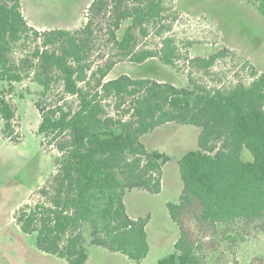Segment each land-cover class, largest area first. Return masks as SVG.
I'll return each instance as SVG.
<instances>
[{"label": "trees", "instance_id": "1", "mask_svg": "<svg viewBox=\"0 0 264 264\" xmlns=\"http://www.w3.org/2000/svg\"><path fill=\"white\" fill-rule=\"evenodd\" d=\"M244 1L264 16V0ZM170 7L167 0H91L82 27L39 30L25 19L21 0H0L1 132L16 140L8 95L15 83L30 79L40 87L34 103L40 143L58 153L56 171L38 199L23 204L15 217L39 251L68 264H86L92 246L136 263L148 255L150 216L132 217L124 197L134 189L161 191L162 166L170 157L147 149L141 136L166 123L200 131L197 148L178 159V202L166 204L179 235L173 250L156 264H206L208 250L192 232L208 230L211 251L222 253L217 245L223 242L235 260L248 231L264 229V73L251 67L248 82L212 88L176 87L127 74L107 78L122 59L141 64L158 57L175 65L178 53L170 37L161 40L159 49L136 48L150 26L157 35L170 29L163 21ZM105 17V46L113 53H98L101 61L94 64L95 31ZM126 21L119 38L117 31ZM226 50L195 57L192 63L208 69ZM68 97L75 107L65 102ZM123 104L121 116L107 109Z\"/></svg>", "mask_w": 264, "mask_h": 264}, {"label": "rangeland", "instance_id": "2", "mask_svg": "<svg viewBox=\"0 0 264 264\" xmlns=\"http://www.w3.org/2000/svg\"><path fill=\"white\" fill-rule=\"evenodd\" d=\"M90 1L21 0V5L25 17L39 30H75L85 23V11ZM167 1L171 7L164 13L166 18L163 21L170 29L157 35L150 26L146 37H138L136 48L159 49L161 40L170 37L178 53L175 65H165L158 57L141 64L128 59L115 60L108 79L127 74L132 78L168 81L176 87L200 84L212 88L229 87L236 81L248 82L251 67L264 73V16L253 5L244 0ZM108 22L106 17L102 23L98 22L97 40L90 56L94 64L101 61L98 53L104 57L113 53L110 46H105ZM128 23L126 21L117 31L119 38ZM222 49L227 50L208 69H198L192 63L195 57H207ZM39 91V85L23 79L14 84L8 95L15 109V141L3 136V120L0 118V264H68L64 259L39 251L34 237L22 233L15 219L23 204L38 199L40 189L56 171L58 153L52 146L42 145L37 134L40 115L34 103ZM65 102L71 107L76 105L71 97ZM127 104L117 110L110 106L107 109L112 115L121 116ZM199 131L193 125L166 123L141 136L147 149L170 157L162 166L161 191L158 194L134 189L124 197L127 212L132 217L150 216L146 225L150 247L148 255L136 263L120 253L92 246L86 264H156L159 258L173 250L179 231L169 217L166 204L178 202L182 189L178 159L185 152L197 148ZM187 225L193 231L191 221H187ZM248 235L233 260L232 254L224 249L226 245L223 242L217 245L222 253L211 251L213 235L210 230L192 232L194 240L204 243L208 250L206 264H264V229L256 228L248 231ZM220 253L223 257L217 261Z\"/></svg>", "mask_w": 264, "mask_h": 264}, {"label": "crops", "instance_id": "3", "mask_svg": "<svg viewBox=\"0 0 264 264\" xmlns=\"http://www.w3.org/2000/svg\"><path fill=\"white\" fill-rule=\"evenodd\" d=\"M22 13H23V9H22ZM23 15H24V17H25V14H24V13H23ZM25 19L27 20V22H28L29 25H32L26 17H25ZM32 26H33V25H32ZM33 27H34V26H33ZM35 28H36V27H35Z\"/></svg>", "mask_w": 264, "mask_h": 264}]
</instances>
